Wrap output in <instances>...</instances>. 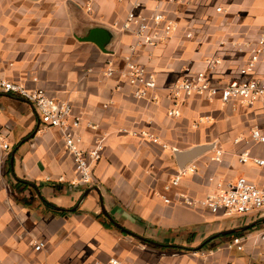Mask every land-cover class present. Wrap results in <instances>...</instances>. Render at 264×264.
I'll return each mask as SVG.
<instances>
[{"label": "crops", "instance_id": "0c3cea01", "mask_svg": "<svg viewBox=\"0 0 264 264\" xmlns=\"http://www.w3.org/2000/svg\"><path fill=\"white\" fill-rule=\"evenodd\" d=\"M133 1L0 0V77L70 101L82 120L84 149L105 139L93 185L73 186L75 162L60 133L46 128L32 105L0 93V125L10 144L0 171V264H264V211L213 215L163 199L176 201L178 193L200 198L217 182L239 177L264 187V168L237 158L246 149L264 158V144L248 139L252 129H264L263 102L234 111L186 98L174 118L167 96L177 81L207 71L211 60L221 62L210 73L215 84L239 77L249 51L239 53L234 44L264 33V0H164L177 31L134 57L156 75L157 103L135 98L118 76L103 75L108 61L123 67L135 42L120 30ZM95 31L106 33L104 49L85 41ZM263 73L264 57L254 76ZM239 137L246 140L236 143ZM213 144L194 162L195 174L164 190L179 170L174 149ZM218 149L221 163L212 161ZM230 230L245 231L244 252L226 249L232 238H214Z\"/></svg>", "mask_w": 264, "mask_h": 264}, {"label": "built area", "instance_id": "2783aa9c", "mask_svg": "<svg viewBox=\"0 0 264 264\" xmlns=\"http://www.w3.org/2000/svg\"><path fill=\"white\" fill-rule=\"evenodd\" d=\"M174 3V0H167ZM167 2V3H168ZM181 3V2H179ZM164 0H134L127 13L120 30L134 36L135 42L130 47V54L125 59L123 67H117L113 61H108L103 75L105 78L119 77L134 89V97L148 99L151 102L159 101L160 89L158 79L154 73L144 65L134 60L136 54L143 48H157L168 41L177 31V23L170 19L164 10ZM217 12H222L221 8ZM192 35L189 34L188 37ZM239 53L248 49L249 55L245 65L240 69L239 77L224 84H215L210 76L218 65L219 60L208 61V70L189 74L168 88V98L174 102L171 117H180L177 109L179 103L186 98L199 97L209 103H219L222 107H231L234 111L238 108H251L256 103H264V73L262 76H254L258 65L264 57V33H261L255 42L235 43ZM251 76H254L250 78ZM0 93L19 97L32 105L38 112L42 124L49 129H56L65 144L67 150L73 156L76 167V180L73 186H92L94 182V166L101 161L105 151V139L96 141L90 149L83 148L81 136L82 120L73 114L70 101H60L49 97L44 90L31 91L26 86L14 83L0 77ZM91 129L97 127L88 125ZM142 137L158 144L159 139L153 135L142 133ZM249 141L264 144V129L254 128L250 131ZM246 137H239L236 143L245 141ZM163 148H167L163 145ZM10 144L0 125V171L3 169V154L8 153ZM224 152L218 149L212 157V161L221 163ZM238 163L247 165L253 163L259 168H264V158H256L249 149L237 155ZM198 171L196 164H190L186 168L179 169L173 178L165 185L164 190L171 192L181 186L182 180ZM63 182V179H60ZM166 204H177L193 210H205L213 215H238L250 216L264 211V187L250 182L246 177L235 180L219 181L214 190L200 198L188 194H176V201L163 197ZM264 239V237H263ZM37 248L44 249L45 244L38 242ZM226 249H235L244 252L245 246L241 237L232 238ZM264 258V254L262 255ZM99 264V263H96ZM111 264H121L112 260Z\"/></svg>", "mask_w": 264, "mask_h": 264}, {"label": "water", "instance_id": "95a60500", "mask_svg": "<svg viewBox=\"0 0 264 264\" xmlns=\"http://www.w3.org/2000/svg\"><path fill=\"white\" fill-rule=\"evenodd\" d=\"M85 41L95 43L98 47H100L101 49H104V45L107 42V35L103 31H95L92 33V35L89 38L85 39ZM213 149H215V144L198 146V147H194L187 151H179L178 149H174L173 151H174V155H175L179 169H183V168H186L188 165L193 164L200 157L208 154ZM89 193L90 191H88L85 194V197ZM253 225L255 224H252L249 227H252ZM234 232L235 230L225 231L221 233V235L227 236V235L233 234ZM214 238H217V237H214Z\"/></svg>", "mask_w": 264, "mask_h": 264}, {"label": "trees", "instance_id": "16d2710c", "mask_svg": "<svg viewBox=\"0 0 264 264\" xmlns=\"http://www.w3.org/2000/svg\"><path fill=\"white\" fill-rule=\"evenodd\" d=\"M21 183H22V182H21ZM19 184H20V183H19ZM22 184L28 186L27 183H22ZM22 184H21V185H22ZM44 203H46V205H47L48 208H53V207H54L53 205L48 204L46 201H44ZM251 230H253V228H250V230H248V231H251ZM244 233H245L244 230H237V231H235V232H234L233 234H231V235H227V236H222V235H220V236H218L217 238H218V239H219V238H221V239H230V238H234V237H240V236H242ZM206 247H207V244L204 245L202 248L197 249V250H195V251H201V250L205 249Z\"/></svg>", "mask_w": 264, "mask_h": 264}, {"label": "rangeland", "instance_id": "374dc122", "mask_svg": "<svg viewBox=\"0 0 264 264\" xmlns=\"http://www.w3.org/2000/svg\"><path fill=\"white\" fill-rule=\"evenodd\" d=\"M249 134H250V132H249ZM214 245H216V243Z\"/></svg>", "mask_w": 264, "mask_h": 264}]
</instances>
